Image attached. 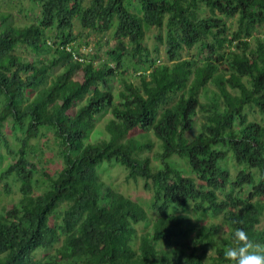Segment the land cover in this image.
Instances as JSON below:
<instances>
[{
	"label": "trees",
	"instance_id": "trees-1",
	"mask_svg": "<svg viewBox=\"0 0 264 264\" xmlns=\"http://www.w3.org/2000/svg\"><path fill=\"white\" fill-rule=\"evenodd\" d=\"M128 1L140 4L142 15ZM32 2L41 18L24 27L0 9V147L16 156L0 182L15 179L22 194L0 212V264H233L224 249L238 247L236 229L264 244V126L247 114L256 108L264 116V37L257 36L264 0H92L88 8L85 0ZM77 20L102 34L117 23L107 60L90 61V53L77 50ZM229 20H237L236 30ZM145 25L167 29V63L151 58ZM61 45L73 46L86 61ZM198 47L210 54L204 62L182 59ZM131 69L139 82L122 79L116 97L115 80ZM109 111L107 139L88 142L98 117ZM9 119L25 133L17 153L4 132ZM197 120L201 134L190 140ZM45 128L60 141L64 166L57 177L47 176L49 189L37 196V167L29 158L31 142ZM137 130L161 142L162 168L142 157L151 143L127 139ZM174 156L187 160L197 179L173 167ZM229 156L244 167L236 179L224 167ZM105 162L120 164L129 180H145L154 192L158 218L145 235L137 226L149 221L148 213L105 187L99 175ZM63 205L59 229L51 218ZM192 205L224 216L228 237L214 255L208 248L220 232L215 225L202 228L192 246H179L187 218L173 210ZM59 244L50 262L37 259L38 251Z\"/></svg>",
	"mask_w": 264,
	"mask_h": 264
},
{
	"label": "rangeland",
	"instance_id": "rangeland-1",
	"mask_svg": "<svg viewBox=\"0 0 264 264\" xmlns=\"http://www.w3.org/2000/svg\"><path fill=\"white\" fill-rule=\"evenodd\" d=\"M92 0H85L84 7L88 8L91 5ZM129 8L142 15L141 6L138 3L127 2ZM0 9L3 12L10 13L12 18V24L15 26L24 27L31 24H36L41 18V8L38 7L32 0H0ZM233 30L237 29V20L228 21ZM117 30V23L105 34L97 33L91 30L83 28L81 22L77 20L75 22L74 33L78 40L76 43L77 50L85 53L88 49L91 52L89 55L90 61H104L107 60V51L110 45L115 41V33ZM146 38L145 43L147 49L151 53V58L157 62L167 63L168 57L166 53V46L163 41L167 37V29L159 31L155 28H150L145 25ZM49 41H54L56 32L53 30L47 33ZM162 36L163 40L158 38ZM258 37H264V28L258 33ZM86 48V49H85ZM19 54L25 58H29V55L24 52ZM208 52H203L199 47L192 50H185L182 53L183 60H197L204 62L209 57ZM63 71V67H58L53 77L60 74ZM127 79L130 82L137 84L139 78L137 74L131 69L128 75H119L114 82V94L119 96L122 90L121 80ZM202 102H206L205 98L201 99ZM1 112V109H0ZM249 119L253 123L264 126V116L256 109L249 108L247 111ZM112 119L111 111L98 117L96 122V128L90 133L88 142L96 144L107 139L106 127L109 121ZM29 121L26 123L28 124ZM201 121L197 120L195 129L189 133V139L195 140L201 134ZM5 135L10 144L12 152L17 153L21 148L20 139H22L25 133L18 127L15 126L13 119H9L5 124L4 129ZM135 138L137 140L148 142L153 145L152 150L146 151L142 154L143 158H150L153 162L155 169L162 168L160 156L162 154L161 142L155 137L153 133L146 134L141 130H137L127 137V139ZM30 161L36 165L37 172L35 173V187L36 195L41 196L49 189V180L47 176L57 177L58 173L64 166L62 158V146L60 141L56 138L55 133L52 129L45 128L42 130L40 137L37 140L31 142L30 150ZM16 163V156L10 154L7 149L3 146L0 147V176L13 164ZM169 163L181 170L185 176L196 178L197 176L192 172L187 160L181 159L178 156H174L169 160ZM224 167L230 170L233 179H236L238 174L244 169V167L238 165L235 160L229 156L224 164ZM99 175L101 181L104 183L106 188L112 189L127 198L132 199L134 202L140 204L148 213L149 221L137 226V230L140 236L152 230L153 224L158 218L157 213L154 210L155 205V194L152 190L146 189L145 180L139 179L132 181L128 179V171L116 162L108 163L105 162L99 168ZM258 176L257 173H255ZM245 193H248L246 191ZM249 194V193H248ZM242 195V194H241ZM243 196V195H242ZM224 198V196H221ZM22 199L20 191V185L15 179L10 181L0 182V212L4 209L10 208L17 205ZM67 206L63 205L51 218V225L59 229L63 226V215L66 211ZM176 215H183L187 218L183 231L186 233L184 239L180 240L179 246L182 248L185 244L192 246L193 240L196 238L198 232L204 227H211L213 225L220 227V232L215 238V244L208 248L209 255H214L216 251L224 246V240L228 237V230L224 224L223 215H215L208 209L198 210L194 205L184 210H173ZM264 228V219L260 227ZM61 244L55 246L49 250H40L37 253V259L43 263L50 262L57 253L58 248ZM163 249H171L168 246H163ZM189 253V249H185ZM79 262H67L64 264H78Z\"/></svg>",
	"mask_w": 264,
	"mask_h": 264
},
{
	"label": "clouds",
	"instance_id": "clouds-1",
	"mask_svg": "<svg viewBox=\"0 0 264 264\" xmlns=\"http://www.w3.org/2000/svg\"><path fill=\"white\" fill-rule=\"evenodd\" d=\"M238 247H226L224 256L233 264H264V244L253 242L242 229L234 231Z\"/></svg>",
	"mask_w": 264,
	"mask_h": 264
},
{
	"label": "built area",
	"instance_id": "built-area-1",
	"mask_svg": "<svg viewBox=\"0 0 264 264\" xmlns=\"http://www.w3.org/2000/svg\"><path fill=\"white\" fill-rule=\"evenodd\" d=\"M49 44L52 45V43H49ZM60 48L62 50L67 51L68 53L72 54L75 60H77L79 62H85L86 61L82 56H80L79 54L75 53V50H74L73 46H71V45H61ZM85 51L87 53L91 52L88 49H86Z\"/></svg>",
	"mask_w": 264,
	"mask_h": 264
}]
</instances>
